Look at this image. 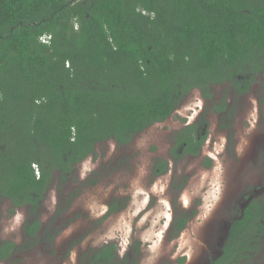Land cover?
Returning <instances> with one entry per match:
<instances>
[{
	"label": "trees",
	"instance_id": "trees-1",
	"mask_svg": "<svg viewBox=\"0 0 264 264\" xmlns=\"http://www.w3.org/2000/svg\"><path fill=\"white\" fill-rule=\"evenodd\" d=\"M261 76L264 0H0V206L8 201L12 214L26 209L25 243L1 240L0 260L42 241L48 190L68 188L98 144H130L195 90L230 119L229 94L217 100L214 88L245 96ZM204 123L174 134V158L200 153ZM167 171L159 159L155 172ZM260 193L243 216L236 207L213 264H260L264 188ZM73 196L59 213L68 212ZM118 208L111 203L110 213ZM189 219L176 212L173 235ZM59 231L44 235L51 243ZM87 258L80 264H141L120 257L115 243L92 248Z\"/></svg>",
	"mask_w": 264,
	"mask_h": 264
},
{
	"label": "rangeland",
	"instance_id": "rangeland-1",
	"mask_svg": "<svg viewBox=\"0 0 264 264\" xmlns=\"http://www.w3.org/2000/svg\"><path fill=\"white\" fill-rule=\"evenodd\" d=\"M225 92L234 110L230 119L212 112L213 104L195 90L166 121L130 144H98L96 154L76 166L68 188L61 192L55 184L48 190L41 211L42 241L0 264H80L92 248L107 243L117 245L120 257L129 254L141 264H211L236 207L247 201L246 194L261 196L264 188V77L245 96L232 88H214L217 100ZM203 117L208 125L201 126L206 138L200 153L174 158V134ZM159 159L168 163L167 172H155ZM70 193L74 196L63 215L60 203L66 206ZM113 202L119 208L110 213ZM9 206L8 201L0 206V241L21 246L26 209L12 214ZM178 211L190 219L176 236L172 224ZM48 228L60 230L51 243L44 235Z\"/></svg>",
	"mask_w": 264,
	"mask_h": 264
},
{
	"label": "water",
	"instance_id": "water-1",
	"mask_svg": "<svg viewBox=\"0 0 264 264\" xmlns=\"http://www.w3.org/2000/svg\"><path fill=\"white\" fill-rule=\"evenodd\" d=\"M260 193V191H259ZM256 194H253L251 195V197L245 201L244 203L241 204V207H242V213L240 214L241 216L244 215V209L245 207L249 204L250 200L255 196ZM231 222L228 224L227 228H226V231L224 232L223 236L221 237V240H220V250L217 252V254H220L221 253V249L224 247L228 237H229V233H230V228H231Z\"/></svg>",
	"mask_w": 264,
	"mask_h": 264
},
{
	"label": "flooded vegetation",
	"instance_id": "flooded-vegetation-1",
	"mask_svg": "<svg viewBox=\"0 0 264 264\" xmlns=\"http://www.w3.org/2000/svg\"><path fill=\"white\" fill-rule=\"evenodd\" d=\"M219 250H220V244H219V247H218V248L215 250V252H214L215 256L218 255L217 252H218ZM214 254L211 255V264H213L212 259H213V258H216L215 256H213Z\"/></svg>",
	"mask_w": 264,
	"mask_h": 264
},
{
	"label": "built area",
	"instance_id": "built-area-1",
	"mask_svg": "<svg viewBox=\"0 0 264 264\" xmlns=\"http://www.w3.org/2000/svg\"><path fill=\"white\" fill-rule=\"evenodd\" d=\"M42 38H43L44 41H46L48 37L47 36H44Z\"/></svg>",
	"mask_w": 264,
	"mask_h": 264
}]
</instances>
